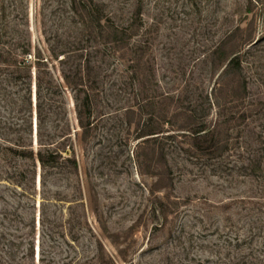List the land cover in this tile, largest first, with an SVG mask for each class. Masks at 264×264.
<instances>
[{
  "label": "rangeland",
  "instance_id": "374dc122",
  "mask_svg": "<svg viewBox=\"0 0 264 264\" xmlns=\"http://www.w3.org/2000/svg\"><path fill=\"white\" fill-rule=\"evenodd\" d=\"M24 2L31 78L1 72V136L63 142L77 166L34 181L0 158V264H264V0Z\"/></svg>",
  "mask_w": 264,
  "mask_h": 264
},
{
  "label": "trees",
  "instance_id": "16d2710c",
  "mask_svg": "<svg viewBox=\"0 0 264 264\" xmlns=\"http://www.w3.org/2000/svg\"><path fill=\"white\" fill-rule=\"evenodd\" d=\"M91 2H94V0H81V2H77L76 0H74V8L76 9V11H78L77 9H79V7L81 6V9H84L88 16H91L94 10L90 5ZM20 12L21 17L18 15ZM28 17L29 6L28 3L24 2V0H0V74H2L1 72L4 71L5 68L13 67L14 72H17L19 76H23V73L21 72L24 71L25 76L31 78L30 66L32 64H29L28 56L32 57V39ZM93 19L95 20V22H97L96 24H98L99 28L104 31L105 27L102 21L103 18L96 16V18L94 17ZM18 20H22V22H19ZM99 34H101L100 31ZM53 53H55L54 58L56 59L59 54L66 53V50H59L58 48V50L54 51ZM22 56H25L26 59H21ZM35 58V61H38L39 63H44L49 60L47 56H44L40 52L38 53V55H35ZM234 65H236L237 67L240 66L239 57L237 55H234L232 58H230L228 62V67L231 68ZM88 68L92 67L88 66ZM75 70V76H80V73L83 70L81 64L75 65ZM0 83L2 82L0 81ZM27 89L29 91V95L25 100L30 106L32 103L30 96V83L28 84ZM76 89H79L78 91H83L85 93L84 103H86L87 108L90 111L92 95L82 87L79 88V86H77ZM82 112L83 111L80 110L79 114L82 115ZM82 125H84L83 122ZM87 125H90V123H87ZM0 128H2L1 122ZM30 128H32V125L30 126ZM8 129L9 134L18 131V128L13 126H9ZM145 132L147 135L154 133L153 130H147ZM3 133L4 132H0V158L7 162L6 160L8 159V157L15 155L19 158L32 162L33 165H35V169L33 171H29L33 172V175L30 179L33 178L34 181H36L37 176V164H39L42 170H45L50 166L65 162H70L73 166H77V160L75 157L63 156V142L60 143L61 146H59L57 150L42 142L37 149H34V147L32 146V142L30 144H26V141L22 136H19L15 140H11L8 138V136H1V134L3 135ZM193 133V137L196 140H204L208 143V146L217 147L222 141H224V139L220 137V133L217 130L216 125L213 128H210L205 126L204 124H198ZM162 158L164 159L165 163H168V159L166 158L165 154H163ZM5 166L6 169L4 170V175L1 177H6V179L10 178L13 183L19 184L24 177V170L14 169V171L11 172L10 165L5 163ZM30 253L31 256H33L34 253ZM198 264H202V262L199 261ZM244 264L248 263L244 261Z\"/></svg>",
  "mask_w": 264,
  "mask_h": 264
}]
</instances>
